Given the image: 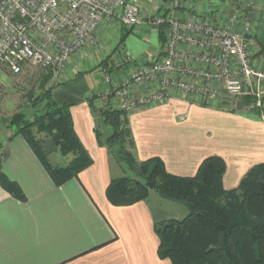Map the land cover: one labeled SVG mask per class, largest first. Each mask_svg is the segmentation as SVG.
Here are the masks:
<instances>
[{"label":"crops","instance_id":"1","mask_svg":"<svg viewBox=\"0 0 264 264\" xmlns=\"http://www.w3.org/2000/svg\"><path fill=\"white\" fill-rule=\"evenodd\" d=\"M132 1L140 4L142 19L146 20L171 11L181 18L225 14L230 6L247 0ZM251 6L252 49V35L259 46H264V0H253ZM152 25L161 44L148 60L158 55L163 44L160 27ZM119 26L118 22L100 26L97 45L76 52L61 79H54L60 84L53 89L52 97L59 104L72 103L74 130L93 160L90 166L56 186L24 138L11 129L3 130L1 150L6 157L1 170L19 184L25 200L14 198L0 187V264H170L157 254L159 240L154 224L182 217L180 208L175 206L177 212H173L171 202L151 194L146 200L124 206L110 204L105 196L114 172L105 147L96 141L95 119L87 99L98 94L97 105L107 102L111 106L108 97L101 95L107 88L101 68L110 70L112 80H119L133 67L129 62L117 67L119 60L112 59V53H103L121 30ZM104 59L107 64H100ZM90 60L94 68H88ZM252 63L264 70V52L259 50ZM149 90L152 85H139L134 95L138 98ZM220 104L225 109L219 108ZM242 107V98L230 99L222 92L217 99L205 101L171 89L163 99L128 112L135 155L138 160L159 156L168 172L180 176H193L207 156H221L226 164L223 187L232 189L249 168L264 161V115L249 118L242 115ZM189 118L202 120L201 130L192 131L191 141L184 143L174 131L186 130Z\"/></svg>","mask_w":264,"mask_h":264},{"label":"trees","instance_id":"2","mask_svg":"<svg viewBox=\"0 0 264 264\" xmlns=\"http://www.w3.org/2000/svg\"><path fill=\"white\" fill-rule=\"evenodd\" d=\"M159 27L163 42L166 26ZM260 51L264 52L263 45ZM101 63L107 64L105 59ZM45 70L36 87L26 93V105L32 112L18 110L7 117L0 112V121L5 129L24 138L52 182L59 186L77 177L93 160L74 130L72 103L59 104L53 99L52 91L60 82ZM98 97L94 94L87 99L95 119L96 141L121 171V175L111 177L105 189L108 202L131 205L146 200L153 191L186 209L180 218L154 224L159 258L168 259L170 264H264V161L249 168L232 189L223 187L226 164L218 155L205 157L193 176L172 174L159 156L137 159L128 112L107 102L97 105ZM242 101V115L253 119L264 115V108H248L252 97L245 96ZM218 107L225 109L221 104ZM1 149L0 140V187L24 201L19 184L1 170L6 157ZM56 153L63 161L51 162Z\"/></svg>","mask_w":264,"mask_h":264},{"label":"built area","instance_id":"3","mask_svg":"<svg viewBox=\"0 0 264 264\" xmlns=\"http://www.w3.org/2000/svg\"><path fill=\"white\" fill-rule=\"evenodd\" d=\"M252 3L234 4L225 14L181 18L171 11L146 19L166 26L161 51L134 61L119 80L101 68L107 85L101 95L111 107L127 112L163 99L171 89L205 101L221 92L251 96V107L264 108V70L249 53ZM140 13L141 6L132 0H0V67L18 74L26 65H37L57 80L76 52L97 45L100 26L118 22L133 28L141 23ZM128 62L125 57L115 65ZM145 84L152 90L135 97V87Z\"/></svg>","mask_w":264,"mask_h":264},{"label":"rangeland","instance_id":"4","mask_svg":"<svg viewBox=\"0 0 264 264\" xmlns=\"http://www.w3.org/2000/svg\"><path fill=\"white\" fill-rule=\"evenodd\" d=\"M140 5V4H139ZM252 7V6H251ZM250 16V13H249ZM143 12L140 13L141 23L134 26L133 28H129L127 26H119L121 30H119L111 39L109 46L103 51L106 55L108 53H112L111 58L122 61L125 57L129 56L135 61H146L148 60L149 54H152L159 50L160 48V40L158 38V34L153 31V25L151 23L146 22L144 19ZM251 24V21H250ZM262 31L261 29L259 30ZM251 30L249 32L248 38L250 39ZM98 36V35H97ZM123 37V38H122ZM253 41L252 49L249 46V53L251 60L253 56L259 52L260 46L258 45L257 39L251 36ZM100 40V38H99ZM90 65H87L88 68L93 67V60L88 61ZM113 62V61H112ZM134 61H130L129 65H133ZM259 68V67H257ZM261 69V68H259ZM263 70V69H261ZM47 73V70L43 69L37 65H26L22 68V71L18 74H11L8 70H4L0 67V112L1 116H9L15 111L21 110L26 114H30L32 112L31 107L26 105V93L31 89L35 88L39 78ZM93 74H98L97 72H93ZM61 79V77L59 78ZM95 79V76H94ZM100 79V76H99ZM103 80V79H102ZM251 97V96H250ZM230 99H239V97L229 96ZM245 96H242V100ZM243 104V101H242ZM248 108L251 107V101L248 104ZM188 128L183 131H178L177 133L174 131V134L181 136L184 140V143H189L191 140L192 131L201 130L200 123L202 120H198L195 118L188 119ZM4 125L0 121V136L4 130ZM195 133V132H194ZM244 138V134L242 133V140ZM51 162L59 163L63 161V157L58 153L51 156ZM111 163V162H110ZM112 170L114 172V176L121 175V171L115 163L112 164ZM152 197H158L155 192H150ZM163 199V198H162ZM166 200V198H164ZM170 204H173L170 208L171 211L177 212V207L182 211L181 215L185 214V207L176 201H171L167 199Z\"/></svg>","mask_w":264,"mask_h":264}]
</instances>
